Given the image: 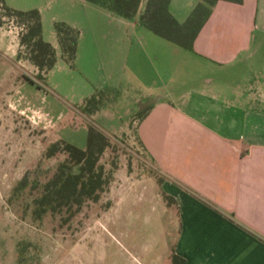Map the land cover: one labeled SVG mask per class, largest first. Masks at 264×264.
<instances>
[{"label": "crops", "instance_id": "0c3cea01", "mask_svg": "<svg viewBox=\"0 0 264 264\" xmlns=\"http://www.w3.org/2000/svg\"><path fill=\"white\" fill-rule=\"evenodd\" d=\"M146 1L125 19L85 0H3L10 9L39 12L42 39L55 52L44 77L56 98L23 80L38 69L25 57L21 27L13 22L0 26V87L14 90L8 102L18 114L43 128L41 117L49 116L55 141L82 149L86 123L70 126L72 109L98 90L120 93L128 70L148 65L151 82L135 102L139 112L149 109L137 135L164 176L162 190L177 203L174 253L184 264H264V0L216 3L191 51L140 24ZM199 2L170 0L168 10L181 24ZM55 23L79 33L74 68L62 57ZM172 56L202 63L217 79L204 77L173 100ZM109 111L88 122L107 134L98 120L113 119Z\"/></svg>", "mask_w": 264, "mask_h": 264}, {"label": "rangeland", "instance_id": "374dc122", "mask_svg": "<svg viewBox=\"0 0 264 264\" xmlns=\"http://www.w3.org/2000/svg\"><path fill=\"white\" fill-rule=\"evenodd\" d=\"M0 20L14 23L1 6ZM167 64L173 71L168 89L173 100L197 89L204 77L218 76L188 57L172 56ZM147 66L142 64L136 73L128 70L127 81L109 111L113 119L98 120L106 125L105 135L111 143L98 164L112 174L107 191L97 203L84 204L68 222L63 221L64 215L51 212L40 219L33 215L34 200L43 184L65 159L61 153L51 158L44 155L55 142L56 134L48 127L54 119L41 117L46 128L32 123L10 107L8 100L14 90L0 87V264H169L177 236V213L164 203L163 187L158 184L164 176L137 135L139 107L135 101L151 82ZM71 116L68 124L72 127L88 123L89 117L80 107L72 109ZM86 139L87 133L81 140L82 149ZM22 179L25 184L18 186Z\"/></svg>", "mask_w": 264, "mask_h": 264}, {"label": "trees", "instance_id": "16d2710c", "mask_svg": "<svg viewBox=\"0 0 264 264\" xmlns=\"http://www.w3.org/2000/svg\"><path fill=\"white\" fill-rule=\"evenodd\" d=\"M98 5L108 12L132 19L136 16L141 0H85ZM219 1L242 4L243 0H200L184 23H178L168 10L170 0H147L144 12L139 17L140 24L158 37L191 51L194 40L210 17L213 7ZM0 5L7 19H12L21 27L20 45L30 63L38 69L35 78L23 76V80L35 84L37 88L51 93L45 84L44 75L54 66L55 52L52 46L42 39L41 17L37 10L26 12L10 9L0 0ZM3 24L0 20V26ZM54 31L60 45L63 59L74 68L78 43V31L64 23H55ZM22 53L18 55L21 56ZM114 89H103L94 92L78 106L88 117L110 108L118 97ZM149 108L138 113L139 121L143 119ZM87 139L85 149H79L63 140L50 144L45 157L64 154L65 159L57 166L54 174L42 186L38 198L34 200L33 215L40 219L44 214L64 215L63 221H70L77 215L84 204L97 203L105 193L112 180V174L98 168L101 156L111 143L108 137L91 122L86 123ZM163 179H158L161 186ZM22 179L18 186H23ZM162 198L167 207L178 211L177 203L162 191ZM169 264H184V260L174 253L169 254Z\"/></svg>", "mask_w": 264, "mask_h": 264}]
</instances>
